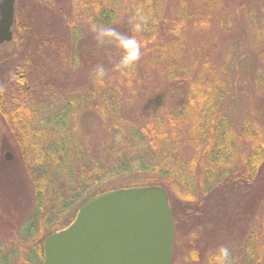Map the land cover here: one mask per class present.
I'll return each mask as SVG.
<instances>
[{
	"label": "trees",
	"instance_id": "obj_1",
	"mask_svg": "<svg viewBox=\"0 0 264 264\" xmlns=\"http://www.w3.org/2000/svg\"><path fill=\"white\" fill-rule=\"evenodd\" d=\"M31 1L28 6L27 0H15L13 40L22 41L24 33L33 34V6L43 0ZM76 1L86 22L134 36L143 45L140 60L122 68L119 63L122 53L115 42L99 45L95 41L87 55L97 52L106 57L101 67L104 74L100 76L96 71L97 75L88 82H98L100 92L99 87L93 90L89 97L92 99L87 101L81 98L75 102L73 97H67L66 109L54 113L59 124L56 128L62 131L69 124L77 126L73 120L78 105L80 110L85 106L96 107L105 117V130L112 135L118 132L127 141L120 146L113 143L106 148L104 158L97 160L91 159L94 158L91 151L83 144V171L78 176L84 184L82 191L100 183L108 185L111 177L119 176L135 179L118 186L93 188L88 197L119 186L161 185L168 193L174 221V257L183 256L188 262L201 264H264V101L259 107V100L254 99L236 126L229 110L235 94L237 66L242 63L240 41L233 38L234 42L222 47V55L217 56L221 48L206 47L198 38L214 23L224 31L231 30L235 25V9L242 12L248 1L246 4L243 0ZM247 8L248 17H257L253 6L249 4ZM258 9L257 22L245 23L253 29L250 48L259 59L255 57L248 62L252 66L264 65V6ZM80 54L75 51L71 54V63L78 68L77 64H83L84 59L81 51ZM24 65L11 73L0 69V119L6 116L10 122L8 130L0 127L1 138L11 137L18 149L22 144L29 150L37 149L29 164L46 171L48 162L57 157L55 152L64 151V142L53 140L42 149L43 154L39 152L32 134L41 130L42 125L33 126L25 118L34 111L32 103L43 97L38 91L25 88ZM257 77L256 98L264 96V74ZM136 89L144 90L140 121L129 111L130 105L139 102L132 95ZM168 89L174 94L177 91L182 100L172 106L167 104L164 100ZM129 100L133 104H128ZM68 106L73 109L69 111ZM51 121L54 119L45 123L49 125ZM24 128L30 133L21 136V141L19 132ZM45 152L53 153V157ZM11 163L13 160L1 157L0 174L9 170ZM41 180L42 176L34 178L33 213L17 231L22 244L13 237L0 241V264H42V240L50 232L44 221L52 216L50 209L55 211V204L62 199L60 182L64 178L45 181L43 187ZM66 183L70 187V182ZM80 193L65 198L62 206ZM71 219L72 216L64 219L57 228ZM180 222L184 228L182 235ZM193 226L195 231H191ZM232 239L237 245L228 243ZM221 249L228 252L223 260Z\"/></svg>",
	"mask_w": 264,
	"mask_h": 264
},
{
	"label": "rangeland",
	"instance_id": "obj_2",
	"mask_svg": "<svg viewBox=\"0 0 264 264\" xmlns=\"http://www.w3.org/2000/svg\"><path fill=\"white\" fill-rule=\"evenodd\" d=\"M53 1V3H50ZM243 0L244 4L253 6L257 10V17L252 15V18L248 17L247 5L241 12L235 9V16L231 30L224 31L221 27H218L216 23L211 27L198 35L199 40L206 47L218 46L221 50L217 53L222 55V47L227 43H233L235 38L239 39V45L243 56L241 58L242 63L237 66L236 75V88L235 94L231 101V107L229 115L231 120L237 126L239 119L245 115V113L251 107V102L254 99L259 100V107L261 106L264 96L256 98V85L258 84V75L264 74V65L252 66V60L255 59L256 53L250 48V41L253 39V29L247 28L246 22H257L259 19V7L264 6L262 0ZM31 0H27L26 5L30 6ZM257 3V5H256ZM260 3V6H259ZM78 2L76 0H43L39 5L33 6L35 19L31 22V35L24 33L23 40H12L7 43L0 44V69L11 73L17 66L24 65L23 73L26 75L27 89H34L38 91L42 99H36L32 105L34 107L33 113L26 117V122H32L33 126H40L41 130H37L32 134L35 142L39 145L38 150L43 154V148L46 149L47 145L51 141L64 142V151L59 153L55 152L57 157L48 162V168L43 171L34 165H30V159L36 156L37 149L27 148L22 144L19 149L15 146L16 142L11 137L3 136L2 149L10 150L13 154V163L9 166V170L0 174V241L9 240L13 237L18 240V244H22L21 237L18 234V230L22 228V225L29 221V217L33 213V205L35 198V183L34 178L37 176L43 178L41 180V187L43 182H51L52 180L63 179L61 181L62 186V199L55 204V211L50 209L51 217L45 220L50 231L57 228L64 222V219L74 215L78 206L85 200L88 195L92 194L93 188L104 189L110 186H118V183H124L127 180L135 179L133 176L128 178L127 176L111 177L108 185L96 184L84 190L83 181H81L79 173L82 169V156L84 151L83 144L87 145V150L91 151L92 160H97L98 157L104 158L105 150L109 146L114 144L125 145L127 141L121 139L118 132H114L113 135L107 132L105 117L97 111L96 107L85 106L83 110H80L79 105L75 112L74 118L76 120L73 126L67 122V129L62 131L57 130L59 125L56 122L54 113L57 111H63L66 109L68 101L67 97H73L75 102L91 100L89 98L93 94V90L100 88L98 82L91 80L94 78L96 71L103 66L106 59L104 56L94 52L87 55V50L91 49L96 39L93 33V24L86 22L83 16L80 15V11L77 8ZM257 6V7H256ZM225 26V23L223 22ZM251 26V25H250ZM230 27V26H229ZM244 28V29H243ZM232 32V33H231ZM258 33V32H257ZM21 35V36H22ZM80 36L77 39L76 36ZM20 36V35H19ZM44 41L47 43L44 45ZM230 44V45H231ZM257 46H259L257 44ZM73 49L76 54H83V64H72ZM90 51V50H89ZM215 54V51L211 55ZM227 54V51L224 53ZM101 55V54H100ZM257 61L259 59L256 57ZM81 61V60H80ZM263 64V63H262ZM250 65V66H249ZM261 68V70L259 69ZM74 72V73H73ZM97 75V74H96ZM89 84V85H88ZM101 88L97 91L100 92ZM144 90L136 89L132 94L135 98H138L137 104L130 105L129 110L131 115L137 116V120H141L142 107L145 102ZM263 98V99H262ZM87 99V100H86ZM182 100L178 97L177 91L174 94L170 89L165 93V102L172 106L175 102ZM133 104L132 101L129 100ZM85 104V103H83ZM127 107V106H126ZM125 107V108H126ZM72 106H68V110ZM73 109V108H72ZM255 109V108H254ZM262 109V108H261ZM259 109V111L261 110ZM80 110V111H79ZM257 112V111H256ZM53 120L48 125L45 123L47 120ZM69 121L72 122L71 118ZM66 124V125H67ZM74 124V123H73ZM10 122L5 116L0 119V127L2 129H9ZM30 133L29 129H21L19 132V138L22 141L23 135ZM119 140V142H117ZM53 141V142H54ZM123 143V144H121ZM17 148V149H16ZM12 149H15L12 151ZM2 150V151H3ZM47 151V150H46ZM39 153V154H40ZM49 157H53V153L45 152ZM54 154V155H55ZM100 165V164H99ZM66 181L70 182V187ZM45 187V186H44ZM56 184L54 186L55 190ZM115 188V187H113ZM57 192V190H55ZM76 198H70L69 204L62 206L64 199L71 195L80 192ZM59 192L61 190L59 189ZM72 201V202H71ZM63 208H62V207ZM62 210L61 214L59 210ZM49 208H46L48 210ZM54 212H56L54 214ZM59 213V214H58ZM214 213V212H213ZM210 216V215H209ZM210 218V217H209ZM212 226V224H211ZM180 228V234L184 231L183 225L178 223ZM194 226L191 231H195ZM175 231V228H174ZM235 240V239H234ZM229 241V244L237 245L239 239ZM175 243V239H174ZM34 256L37 253L33 252ZM171 264H201L199 262H188L183 259V256L174 257V248Z\"/></svg>",
	"mask_w": 264,
	"mask_h": 264
},
{
	"label": "water",
	"instance_id": "obj_3",
	"mask_svg": "<svg viewBox=\"0 0 264 264\" xmlns=\"http://www.w3.org/2000/svg\"><path fill=\"white\" fill-rule=\"evenodd\" d=\"M15 0H0V44L12 40ZM6 160L13 154L3 152ZM174 221L157 184L98 192L42 240V264H171Z\"/></svg>",
	"mask_w": 264,
	"mask_h": 264
},
{
	"label": "clouds",
	"instance_id": "obj_4",
	"mask_svg": "<svg viewBox=\"0 0 264 264\" xmlns=\"http://www.w3.org/2000/svg\"><path fill=\"white\" fill-rule=\"evenodd\" d=\"M139 26L137 25V30ZM95 39L99 45H103L106 41H114L116 46L120 49L122 55L120 57V66L122 68H129L140 60L142 56V43L134 36H127L116 29L105 26H93ZM98 75L102 76L104 71L102 68L98 69ZM228 255L227 249L220 250V259L223 260Z\"/></svg>",
	"mask_w": 264,
	"mask_h": 264
}]
</instances>
